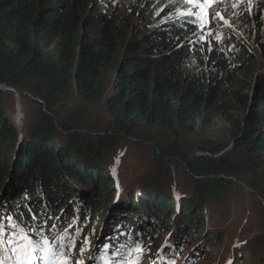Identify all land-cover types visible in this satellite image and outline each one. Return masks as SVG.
<instances>
[{
    "label": "trees",
    "instance_id": "16d2710c",
    "mask_svg": "<svg viewBox=\"0 0 264 264\" xmlns=\"http://www.w3.org/2000/svg\"><path fill=\"white\" fill-rule=\"evenodd\" d=\"M106 1L0 0V85L28 87L37 79L43 83L39 94L47 102L55 91L74 89L85 101H104L116 125V130L91 137L62 123L66 135H61L54 118L44 114L41 123L19 127L5 108L6 91L0 86L4 238L32 228L27 233L35 240L42 230L57 245L62 236L70 245L78 234H84L83 241L88 235L87 243L75 242L70 249L72 262H84L98 230V221L89 224L91 214L106 216L114 202L103 231L108 235H119L122 242L130 234L131 244L147 252L145 240L155 239L160 226L165 233L173 231L163 242L167 253L171 246L176 253L189 250L190 236L200 252L198 233L207 225L202 209L179 188L173 190L165 177L171 172L167 164L150 179L136 169V177L128 181L126 169L131 165L120 153V138L153 132L164 162L178 160L196 178V191L219 195L222 181L264 169V65L245 87L238 73L249 64L247 54L234 55L206 37L196 14L160 4L152 23L132 28L117 19ZM146 2L150 7L158 4ZM260 46L264 56V42ZM219 121L230 125L228 151L208 140ZM183 130L208 137L196 154L174 144ZM162 177L165 182L149 184ZM178 200L183 211L180 227H175L168 213L174 215ZM205 240L218 255L211 236ZM114 245L106 238L98 244L96 252L106 264ZM151 262L156 264L157 256ZM157 264L167 263L159 259ZM258 264H264V249Z\"/></svg>",
    "mask_w": 264,
    "mask_h": 264
},
{
    "label": "rangeland",
    "instance_id": "374dc122",
    "mask_svg": "<svg viewBox=\"0 0 264 264\" xmlns=\"http://www.w3.org/2000/svg\"><path fill=\"white\" fill-rule=\"evenodd\" d=\"M106 4L122 24L132 28L152 23L155 18L153 11L155 12L160 4H167L168 10L176 8L178 13L196 14L206 37L221 44L234 55L247 54L249 64L242 72L238 73L242 85L245 87L250 85L254 73L259 72L264 65V56L260 46V43L264 42V0H158V4H154L152 7L146 0H107ZM41 85L43 83L39 84L37 79H33L28 87L3 86L2 89L6 91L5 108L19 127L20 125L23 127L24 124L41 123L44 114H50L54 118L57 132L61 135H66V132L61 129L62 123L74 126L77 133L82 132L91 137L107 129L116 130L115 119L107 111L104 101H85L73 89L65 93L55 91L47 102L44 96L39 94ZM49 104L52 105L51 110ZM230 133L229 123L219 121L208 140L217 146H224V151H228L232 146L228 140ZM207 138L183 130L176 134L173 142L175 141L174 144L181 150H188L187 152L191 151L196 154L200 151V145ZM155 140L153 132L120 138V153H125L126 160L131 165L126 169L127 180L129 181L130 177L132 178L135 173H138L136 169L139 170V174H146L150 179L157 174L160 175L157 170H161L162 164H167L171 172L165 176L166 180L173 183V190L179 188L181 194L196 201L206 216L207 222L206 229H201L204 233H198L201 236L198 237L199 242L202 243L199 246L202 247L200 252H197L199 250L197 242L190 236L187 242H192L193 245L189 250H184V253H176L177 249L172 247L171 253L175 256L171 257L170 253H166L161 258L167 260L169 264H185L186 260H189V264H229V261L231 264H258L264 249V169L257 173L229 177V180L232 181H222L221 193L213 196L202 192L201 189L196 191L197 180L183 163L178 160L164 162L156 151ZM123 159L125 160V157ZM161 180L165 182V178L162 177L150 180L149 184ZM257 186L259 190H256ZM114 205V202L109 204L106 216H102L101 212L91 214V223L89 224L92 226L98 221L96 223L98 230L96 228V240L86 256L84 264H100L96 249L105 238L110 239L108 232L103 231ZM175 210L176 212L173 211L174 215L172 212L168 213L170 215L169 223L172 226L180 227L181 221L178 220V216L183 211V204L180 200L175 202ZM134 222L136 225L140 222L138 216ZM67 226L68 223H65L64 227ZM25 230L30 232L32 228ZM76 230L74 226L71 228L73 232ZM172 232L169 230L165 233L159 226L156 235H154L155 239L145 240V244L149 242V245H146L148 251L138 257H144L145 264H154L151 260L155 259L156 261L157 253L162 251L161 245L164 244L165 239L171 237ZM85 233L87 234L88 230ZM210 236L213 243H217L218 255L212 251L210 243L205 240ZM81 237H84V234H78L73 240L77 244L81 243L83 241ZM162 238H164L163 241L158 243ZM220 238H223V243L226 246L220 243ZM88 239L89 236L85 235L83 243ZM113 243L117 244V251L114 252L116 256L121 245L131 243V239L127 237L125 241L119 242L115 238ZM136 249L137 247L125 248L124 258L129 259L128 264H140L138 259H132L135 254L141 252ZM2 253L0 251V258L4 262L5 256L3 257ZM151 255L152 258L149 260ZM246 257L251 260H247ZM114 260L112 259V263L115 262ZM10 261H12L11 257Z\"/></svg>",
    "mask_w": 264,
    "mask_h": 264
},
{
    "label": "snow or ice",
    "instance_id": "6c2138e0",
    "mask_svg": "<svg viewBox=\"0 0 264 264\" xmlns=\"http://www.w3.org/2000/svg\"><path fill=\"white\" fill-rule=\"evenodd\" d=\"M12 227L16 228L17 225L13 224ZM12 235L14 238L5 240L4 228L0 226V245L5 243L12 245L11 251L15 253L16 264H71L72 259H74L70 249L75 248V242L67 245L64 243L63 236L60 237V243L57 245L55 240L50 241L42 230L36 233L39 240L33 239L23 229ZM107 247L105 245V248ZM140 250V247L137 246L136 251ZM82 251L83 249H81ZM0 264H3V260H0ZM76 264H84V262L77 260ZM229 264H231V261H229Z\"/></svg>",
    "mask_w": 264,
    "mask_h": 264
},
{
    "label": "water",
    "instance_id": "95a60500",
    "mask_svg": "<svg viewBox=\"0 0 264 264\" xmlns=\"http://www.w3.org/2000/svg\"><path fill=\"white\" fill-rule=\"evenodd\" d=\"M2 88H4L2 85H0Z\"/></svg>",
    "mask_w": 264,
    "mask_h": 264
}]
</instances>
